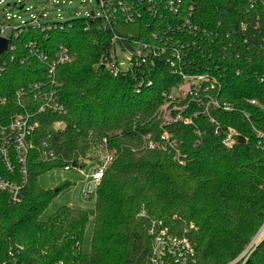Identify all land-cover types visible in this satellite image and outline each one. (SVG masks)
I'll return each mask as SVG.
<instances>
[{"label": "trees", "instance_id": "obj_1", "mask_svg": "<svg viewBox=\"0 0 264 264\" xmlns=\"http://www.w3.org/2000/svg\"><path fill=\"white\" fill-rule=\"evenodd\" d=\"M177 1L136 0L139 15L131 22L121 13L65 21L40 16L12 36L0 54V97L7 100L1 112L32 115L38 123L32 141L41 148L30 153L23 200L0 196V264L11 250L17 264H152L153 221L187 237L196 264H264V239L244 262L238 259L264 223V151L251 130V124L264 130V111L249 103L264 101V0ZM125 43L145 45V54L133 55L131 65L115 73L109 66L117 61L115 46L125 49ZM63 50L71 60L50 76V63ZM180 66L218 76L220 90L209 93L235 110L214 115L244 136V144L224 147L202 116L195 123L203 131L199 143L195 126L166 122L184 104L169 97L187 84ZM36 82L42 86L34 89ZM49 97L64 111H39ZM57 122L64 127L56 129ZM164 131L174 149L162 140ZM147 136L155 148L146 147ZM42 148L53 156L42 160ZM105 154L113 158L96 189L85 251L87 211L63 206L43 218L70 183L47 190L38 179ZM178 154L186 155L183 163Z\"/></svg>", "mask_w": 264, "mask_h": 264}, {"label": "built area", "instance_id": "obj_2", "mask_svg": "<svg viewBox=\"0 0 264 264\" xmlns=\"http://www.w3.org/2000/svg\"><path fill=\"white\" fill-rule=\"evenodd\" d=\"M136 0H97V3L101 7V11L96 15H102V13L114 16L117 13H121L127 22L133 21L134 15H139V8L135 4ZM180 0L177 1V3ZM3 3V0H0ZM16 5V4H15ZM23 4L20 2L19 9L23 10ZM171 11L178 12L179 6L174 5V2H170ZM92 14H94L92 12ZM191 13H189L190 15ZM32 16V15H31ZM40 16L46 17L44 13L38 12L37 15L31 17L30 22L33 25L38 24L37 21ZM12 19L20 20L19 15H10L8 12H4L3 16H0V38H5L11 41L12 36H19V33L23 31L26 26V21L14 22ZM188 22V21H187ZM40 28L41 26H34ZM42 30L47 29L41 27ZM29 46H35L32 42ZM11 47L9 44L7 52ZM140 49V53H136L134 48L130 54L135 56H142L145 54L142 47L136 46ZM4 52V53H5ZM154 53L155 50H154ZM173 56H176L181 61L178 52L173 51ZM131 56V57H132ZM43 57V54L40 55ZM12 58V57H11ZM46 59V56H44ZM71 59L63 50L56 55V59L50 63L48 73L50 76L55 74L58 64L69 62ZM171 64L174 63L171 61ZM111 66L115 73L120 69L118 62L113 61ZM4 69L1 67L0 72ZM178 75L185 83H189V88L185 89L183 86L176 88L177 94L174 92L170 94V99L173 102L180 105L179 110L174 114L169 115L166 119L167 123L179 122L185 125L195 126V134L198 137L197 143L201 141L203 131L195 124L196 120L202 116L213 126L214 135L221 139V143L226 148L233 147L236 143H240L239 136H242L234 127L224 126L218 117L214 115V112H230L234 111L235 107L231 102L221 100L219 97H215L209 93L210 88H217L220 90V80L218 76L210 72L209 68L202 72L190 73L181 68L177 69ZM219 76L222 77L223 71L218 70ZM240 71H237L239 74ZM264 81L263 78L260 80ZM41 83L36 82L32 84V87L39 88ZM175 90V89H174ZM173 90V91H174ZM23 92V88L17 89L16 93L20 95ZM47 103L41 106L39 111H44L45 108H52L56 112H63L64 107L53 98L46 99ZM7 100L4 97H0V196H6L10 203H20L24 198V191L29 181V156L30 153L38 148H41L34 141L32 136L38 123L33 120L32 115L29 113L24 114H4L1 112L2 108L6 105ZM249 103L257 106L260 110L264 111V101L259 102L256 99L249 100ZM245 114V113H244ZM246 115V114H245ZM54 127L56 129L63 128L62 122H57ZM251 130L256 138L257 149L264 151V130L258 126L251 124ZM162 140L166 146L174 149V143L171 139L170 133L164 131L161 135ZM148 139V136L145 137ZM247 139L245 138V142ZM146 147L155 148L156 143L153 141H146ZM177 151V150H176ZM53 156V152L47 151L42 148L41 159ZM186 155L178 154L175 156L181 163L184 162ZM112 155L105 154L99 161L92 162L90 160L82 159V163L74 168L73 165L66 166L65 170L77 169L83 176L85 181V188L82 189V196L85 199H89L92 195L96 194V189L103 177L104 172L107 169L108 163L112 161ZM84 165V166H83ZM88 168V170H87ZM87 170V171H86ZM140 216L146 217V211L142 210ZM150 233L153 236L152 243V264H196L195 249L192 242L187 237H182L172 233L162 221H153L150 226ZM262 239H264V223L260 227L258 233L255 235L247 249L239 256L238 259L244 260L249 256L253 247ZM9 259L3 261L1 264H17L15 259V253L11 250L9 252Z\"/></svg>", "mask_w": 264, "mask_h": 264}, {"label": "rangeland", "instance_id": "obj_3", "mask_svg": "<svg viewBox=\"0 0 264 264\" xmlns=\"http://www.w3.org/2000/svg\"><path fill=\"white\" fill-rule=\"evenodd\" d=\"M20 2L24 5L23 10L19 9ZM100 11L101 7L97 3V0H3V3H0V16H3L4 12H8L10 15L16 14L21 17L20 20L12 19L14 22L29 21L31 17L37 15L38 12L44 13L48 16L49 20L65 21L76 17L93 15L92 12L98 14ZM134 48H136V53H140L138 47H133V49ZM113 55L122 70L127 69L128 66L131 65L132 55L130 51L116 45ZM183 88L188 89L189 83L184 84ZM173 92L174 95L178 93L177 89ZM38 181L40 186L47 190L55 189L61 185V183H70L69 187L61 191L53 199L43 214V218H47L52 212L63 206L87 211L90 215V220L85 229L83 248L85 251H89L91 248L94 224L93 214L95 210V199L94 195L89 199H85L81 194L82 189L86 186L84 176L77 169L66 171L56 168L43 173Z\"/></svg>", "mask_w": 264, "mask_h": 264}, {"label": "water", "instance_id": "obj_4", "mask_svg": "<svg viewBox=\"0 0 264 264\" xmlns=\"http://www.w3.org/2000/svg\"><path fill=\"white\" fill-rule=\"evenodd\" d=\"M9 44H10L9 40H7L5 38H0V54H3L8 49ZM124 46H125L126 50H128L130 52L134 51L133 47H131L130 45L125 43ZM238 140H239L240 143H243V144L245 143V137L244 136H239ZM73 167L77 168L78 165L74 163Z\"/></svg>", "mask_w": 264, "mask_h": 264}]
</instances>
